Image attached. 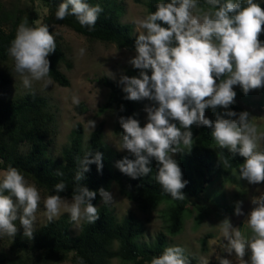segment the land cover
Returning <instances> with one entry per match:
<instances>
[{
	"label": "clouds",
	"instance_id": "clouds-1",
	"mask_svg": "<svg viewBox=\"0 0 264 264\" xmlns=\"http://www.w3.org/2000/svg\"><path fill=\"white\" fill-rule=\"evenodd\" d=\"M207 3L212 7L205 11L197 0H171L158 4L155 12L136 20L137 29L145 31H138L137 54L129 63L140 74L125 75L120 80L126 99H148L157 106L145 107L148 122L143 127L134 117L120 118L124 131L117 147L127 150L135 159L125 156L116 166L136 179L152 171L150 163L155 159L159 165L156 182L177 200L185 199L182 190L188 181L182 178V169L173 155L185 148L191 150L193 124L211 128L219 147L245 158L239 169L240 179L252 184L264 182V151L258 146L264 140V133H258L257 126L249 119L250 114L228 110L225 113L228 118L217 113L215 121L206 116L209 107L215 111L217 107L228 109L235 103L237 93L233 86L239 85L246 95L264 87V43L259 39L264 30V7L254 0L245 3L227 0L223 4L220 0H207ZM102 11L100 5L91 6L85 0H66L59 5L56 18L75 16L82 27L91 31ZM55 50L56 40L48 26L29 27L26 22L19 25L8 53L15 61V71L23 77L25 88H31L32 81L43 80L45 86L51 84L48 57ZM73 102L79 104V99L73 97ZM173 121H178L179 126ZM92 127L95 128V122ZM221 162L225 168L229 165L227 159ZM79 163L80 170L75 176L77 187L67 210L73 222L79 224L84 219L95 224L100 218L92 202L97 192L79 182L85 179L93 163L102 171V153H87ZM55 189L61 193L66 185L57 183ZM99 195L106 204L113 199L111 192L104 188L99 189ZM40 202V192L18 169L10 167L0 173V237H14L18 230L14 222L19 219L24 235L31 238ZM43 203L49 221L60 215L63 201L59 195H50ZM253 203L256 207L247 220L253 233L251 238L245 240L228 218L221 224L223 238L228 241L224 250L229 254L234 252L240 264H249L244 260L249 250L250 264H264V197ZM235 214H243L239 203ZM218 259L220 264H231L227 258ZM151 264H189V261L182 247L170 246L153 257Z\"/></svg>",
	"mask_w": 264,
	"mask_h": 264
},
{
	"label": "rangeland",
	"instance_id": "rangeland-1",
	"mask_svg": "<svg viewBox=\"0 0 264 264\" xmlns=\"http://www.w3.org/2000/svg\"><path fill=\"white\" fill-rule=\"evenodd\" d=\"M240 1L246 2V0ZM85 2L91 6L100 5L103 9L101 13L115 20L131 23L133 35L136 37L139 35L138 31H145L142 28L138 30L134 23L148 15L145 0H88ZM254 2L261 3L264 0H254ZM200 7L205 11L209 10L207 7ZM1 13L3 14L1 25L5 33H13L16 36L17 29L22 22H26L27 26L31 21L36 27L48 26L49 31L55 37L56 45L66 54V61H59L58 68L68 77V86H61L50 78L51 84L48 86H45V81L42 80L32 81V87L25 88L23 77L15 71V61L9 53L1 64L2 68L12 74L10 81L0 89L1 103L13 102L26 93H32L44 97L47 100V110L53 114V121L49 124L50 133L46 138L47 150L44 156L39 157L36 162H39L42 157L53 162H61L62 150L68 145L71 129L76 122L82 125L83 147L87 144L89 134L94 129L92 122H95V126L101 122L106 153L114 158L115 166V156L128 151L119 150L117 147L121 144V136L115 131L118 119L115 111L111 107L105 108L101 112L98 110L99 106L106 101L108 94V88L103 85L101 80L104 77L117 80L125 76L126 69L132 65L129 61L136 56V51L118 48L114 43L103 42L78 32L64 20H58L56 11L42 0H0ZM81 49L84 50L83 54H81ZM67 62L71 64L70 67L67 66ZM217 83H219L218 78ZM233 87L237 95L235 103L230 106L239 107L240 109L235 110L237 113L247 111L250 114V121L257 126L258 133H264V99L261 88L251 90L246 95L239 85ZM73 97L78 98L79 103L85 106L84 113L77 111L75 108L77 104L73 102ZM149 105L151 103L145 105L140 112L138 118L140 125L148 119L145 107ZM223 110L225 108L217 107L213 111L209 107L206 109V116L214 120L217 113L220 114ZM197 128L198 126L193 124L190 130L193 133ZM4 131L7 137L3 133L1 140L6 138L8 146L5 151L0 152V173L6 172L10 167L18 169L27 182L38 189L41 194V202L35 214L34 233L31 238L24 235V228L20 225L19 219L14 222L18 229L14 237L7 235L0 237V264H76L72 260L73 252L71 250L57 256L31 248L36 239L35 235L49 222L43 201L51 194L45 184L40 183L32 176L35 171V163H31L32 156L29 154L31 141L22 138L21 132L16 131V135L13 134L12 139L8 142L9 134L6 130ZM258 146L259 150L264 151V140H260ZM181 147L184 146L181 145ZM178 153L174 154L173 158ZM17 158L19 163L11 165ZM241 165L234 169L231 175L215 178L208 183L206 189L199 196L190 197L187 200L181 228L176 233L169 230L171 224L168 218L169 202H162L154 209L143 211L138 202L130 201L120 195L118 186L112 182L109 192L113 199L107 205L117 221L127 215H132L143 226L144 232L136 239L139 246L153 244L155 236L161 232L166 237L167 247L180 246L184 249V256L189 264H220L218 257L227 258L231 264H240L234 252L229 254L224 250L228 241L223 238L221 232L222 221L228 218L232 226L241 231L245 240L251 238L253 233L247 220L252 209L256 207L253 201L264 197V182L252 184L246 179H240ZM60 197L63 201L60 215L52 221L62 216L70 218L67 209L71 206L73 197L64 195ZM102 203L104 202L101 199L96 206L98 207ZM237 203L242 208V215L235 214ZM84 222L85 220L82 219L77 224L70 218L69 224L62 232L64 238L69 239L78 235ZM110 248L117 249V243L113 241ZM250 256L249 250L244 257V260L249 264ZM109 264L131 263L124 262L119 257H113L109 260Z\"/></svg>",
	"mask_w": 264,
	"mask_h": 264
},
{
	"label": "trees",
	"instance_id": "trees-1",
	"mask_svg": "<svg viewBox=\"0 0 264 264\" xmlns=\"http://www.w3.org/2000/svg\"><path fill=\"white\" fill-rule=\"evenodd\" d=\"M57 12L59 5L66 0H42ZM88 1V0H85ZM171 0H145L147 13H153L160 3H169ZM199 6L211 8L207 0H197ZM227 0H220V3H226ZM236 2V0H233ZM241 2V1H240ZM264 7V2L258 3ZM71 7V6H70ZM214 10V9H213ZM3 14H0V89L4 87L11 79L10 71L1 67V64L8 56V49L15 38L13 33H5L2 28ZM67 24L72 25L78 32L98 39L103 42H111L118 48L136 51V36L133 35V25L131 23H122L110 16L100 13L93 30L88 27H82L75 16L69 15L63 19ZM162 26L166 24L160 22ZM29 27H36L31 21ZM259 39L264 43V30H262ZM50 60L49 77L61 86H68V77L58 68L59 61H66V54L59 46L48 57ZM67 66L70 67L71 64ZM140 70L133 65L126 69L125 75L139 76ZM149 76L151 70L148 71ZM220 79V78H218ZM120 79L113 80L108 77L102 78L101 82L108 88V94L104 104L99 106V112L105 108H112L117 114V123L115 131L123 136V128L119 120L121 117H134L138 120L141 110L145 105L151 103L157 106L154 101L143 99L140 101H131L126 99V93L123 91V85ZM264 99V87L261 88ZM79 113H84L86 108L82 103L75 107ZM237 106H230L223 110L220 115L228 118L225 113L228 110H238ZM217 118V117H216ZM215 118V119H216ZM215 119L213 121H215ZM53 121V114L47 110V100L39 95L26 93L17 100L9 103L0 102V152L5 151L6 141L1 140L4 130L9 134L7 141L13 137V134L21 132V137L31 141L32 156L31 163H35V171L32 176L40 183L45 184L51 195L73 197L74 190L77 187L75 180L76 173L80 170L79 160L83 159L85 154L96 152L102 153L103 169L97 170L95 163L89 165L90 170L85 173V179L80 181L81 186H87L90 190L96 191V198L92 201L94 205L102 199L99 195V189L104 188L109 191L110 184L116 183L120 195L130 201L138 202L143 211L154 209L162 202L170 203L169 220L171 222L169 230L176 233L181 228L183 214L186 210L187 200L190 197L199 196L207 187L208 183L215 178L227 177L233 170L244 162V157L238 153L233 156L227 149L221 148L216 144L212 136V129L206 126H200L193 132V146L190 151L179 152L174 159L182 169L183 179L188 181L186 187L182 190L185 199L177 200L165 192L159 185L155 176L158 172V162L152 159L150 167L152 171L147 176H141L136 179L122 173L118 167L114 166V158L106 153L105 143L103 141V124L98 123L90 132L87 144L83 147L82 125L76 122L70 132L68 145L62 150L61 162H53L45 157L39 162L36 160L44 156L48 143L46 138L50 133L49 124ZM148 119L141 125L143 127ZM177 123L178 121H173ZM23 130V131H22ZM16 135V134H15ZM5 136L7 137L6 133ZM4 155V154H3ZM127 156L129 159H135V156L127 153H118L115 156L117 161ZM7 158V155H6ZM79 158V159H78ZM220 158V159H219ZM224 159L229 161V165L223 166ZM18 158L14 159L11 165H17ZM221 160V161H220ZM25 169V167H23ZM59 173H62L60 175ZM63 182L66 185L65 191L58 193L55 189L57 183ZM100 218L95 224H90L86 220L78 235L69 239L64 238L62 232L70 222L68 216H62L55 221H49L35 235L36 239L31 248L40 249L48 255H62L68 250L73 252V262L76 264H109L113 257H119L124 262L131 264H151L153 257H157L167 248V240L163 233L155 236V242L151 245H138L136 239L144 232L143 226L132 215H127L117 221L114 214L106 203L98 207ZM50 227V228H48ZM48 228V230H47ZM66 237V236H65ZM115 241L117 249L112 250L110 245Z\"/></svg>",
	"mask_w": 264,
	"mask_h": 264
}]
</instances>
